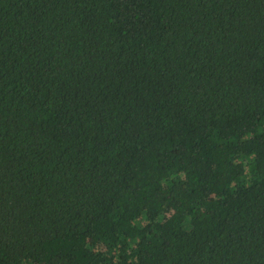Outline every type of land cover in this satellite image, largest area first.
I'll return each instance as SVG.
<instances>
[{
    "label": "trees",
    "instance_id": "trees-1",
    "mask_svg": "<svg viewBox=\"0 0 264 264\" xmlns=\"http://www.w3.org/2000/svg\"><path fill=\"white\" fill-rule=\"evenodd\" d=\"M0 264H264V0H0Z\"/></svg>",
    "mask_w": 264,
    "mask_h": 264
}]
</instances>
